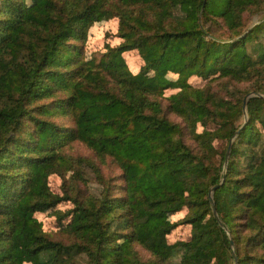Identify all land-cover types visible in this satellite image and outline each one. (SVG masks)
Listing matches in <instances>:
<instances>
[{
    "label": "trees",
    "instance_id": "1",
    "mask_svg": "<svg viewBox=\"0 0 264 264\" xmlns=\"http://www.w3.org/2000/svg\"><path fill=\"white\" fill-rule=\"evenodd\" d=\"M246 13L263 15L245 27ZM100 14L118 19L122 41L88 55ZM131 50L143 59L137 72L124 56ZM218 79L251 85L226 98L209 84ZM67 116L73 126L56 120ZM75 140L95 159L66 153ZM107 157L121 184L97 163ZM85 169L100 194H80ZM36 213L55 216L72 243ZM181 224L190 237L171 243ZM77 255L86 264L176 255L180 264H264V0H0V264H72Z\"/></svg>",
    "mask_w": 264,
    "mask_h": 264
},
{
    "label": "rangeland",
    "instance_id": "2",
    "mask_svg": "<svg viewBox=\"0 0 264 264\" xmlns=\"http://www.w3.org/2000/svg\"><path fill=\"white\" fill-rule=\"evenodd\" d=\"M263 14H250L246 13L245 15V27H251L258 21V19ZM214 30H216V34L221 35V37L225 38L228 36L227 31L223 28H220L217 25H213ZM122 39L118 35V19L113 18L110 15L107 14H100L97 17V20L95 21V24L93 28L90 30L89 38L86 43V51L88 55L91 53H95L99 56L98 52L100 50H104V47L107 43L111 45H116L120 43ZM124 56L128 62L129 67L134 71L137 72L140 65L143 64V59L141 58L138 50H131L124 53ZM190 83L197 87H202L207 84V81L201 79L200 77L193 76L190 78ZM213 90H215L220 96L229 97L230 93L233 90L240 89L242 91L249 89V82H238L235 80H228V79H221V80H215L209 83ZM261 94V93H260ZM244 99L249 98L252 95H255L254 92L250 93H244ZM263 95V94H262ZM244 117L241 120L243 124L248 120V114L246 110L244 109ZM171 119L177 122L183 123L182 118L178 117L176 114L170 115ZM57 122L61 125H67V126H73V121L70 116L67 117H57ZM186 140L193 144L192 140L188 137H186ZM225 142L221 140H216L215 145L218 147V149H221L224 146ZM66 153L72 154L75 157L79 156H88L95 159V156L93 154V151L88 148L86 145L81 143L80 141H73L69 145L65 147ZM97 163L100 165V168L105 175L107 179L111 178V182L117 184H121V180L118 179L121 176V168L119 165L113 160V158L107 157L105 160L101 161L97 158ZM225 168L222 171L223 175L225 174ZM85 179L86 181H79L76 183V187L80 189L81 193L84 195H95L100 194L102 191V185L97 181L95 174L89 170L85 169ZM224 181V178H222V182ZM221 182V183H222ZM50 185L52 189L58 193L62 192L61 188V180L58 177H52L50 179ZM214 186L211 187V189ZM210 189V193H211ZM215 192V191H214ZM213 192V195H214ZM73 204L70 202H64L59 205V208L62 210H66L69 208H72ZM187 213V209H184L182 212L171 216L169 218V222L172 223L174 221H178L182 219ZM36 218L43 222L44 227L50 231V234L53 235L54 238L63 241L66 244L72 243L73 236H70L67 232H65L63 228L58 227V221L56 220L55 216H50L47 213H36ZM67 220V219H66ZM65 222H68L66 221ZM62 229V230H61ZM191 235V226L189 224H181L176 229H174L171 234L169 235V241L171 243L176 242L177 240H186ZM140 254L143 256L144 260H148L151 255L148 253L147 250H145L143 247L138 246L137 247ZM75 262L72 264H86L87 259L85 255H77L75 257ZM181 256L176 255L172 257L169 261H167L164 264H180Z\"/></svg>",
    "mask_w": 264,
    "mask_h": 264
},
{
    "label": "water",
    "instance_id": "3",
    "mask_svg": "<svg viewBox=\"0 0 264 264\" xmlns=\"http://www.w3.org/2000/svg\"><path fill=\"white\" fill-rule=\"evenodd\" d=\"M247 100H248V98H246L245 101H244V109L246 110V112H247V109H246V108H247ZM245 123H246V122H245ZM242 127H243V126H242ZM239 132H240V129L237 130V132L235 133V135H234L233 138L231 139V142H230L229 147H228V150H227L226 162H227L228 159H229V155H230V151H231L232 142L234 141L235 137L239 134ZM219 185H220V184H219ZM219 185H216V186H214V187L211 189L210 197L212 198V201H213V192L216 190V188H217ZM213 210H214L215 215L218 216L217 208H216V205H215L214 201H213ZM231 245H232V246L234 245V242H233V241H231Z\"/></svg>",
    "mask_w": 264,
    "mask_h": 264
}]
</instances>
